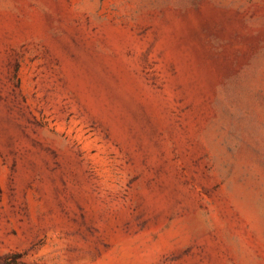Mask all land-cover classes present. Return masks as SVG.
I'll list each match as a JSON object with an SVG mask.
<instances>
[{
    "label": "rangeland",
    "instance_id": "obj_1",
    "mask_svg": "<svg viewBox=\"0 0 264 264\" xmlns=\"http://www.w3.org/2000/svg\"><path fill=\"white\" fill-rule=\"evenodd\" d=\"M0 264H264V0H0Z\"/></svg>",
    "mask_w": 264,
    "mask_h": 264
}]
</instances>
